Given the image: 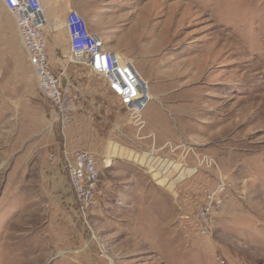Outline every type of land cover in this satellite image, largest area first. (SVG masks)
<instances>
[{"label": "rangeland", "instance_id": "374dc122", "mask_svg": "<svg viewBox=\"0 0 264 264\" xmlns=\"http://www.w3.org/2000/svg\"><path fill=\"white\" fill-rule=\"evenodd\" d=\"M70 8L158 94L142 116L161 119L162 149L70 61ZM46 11L60 23L50 64L80 91L66 143L95 155L98 187L84 220L68 180L56 186L52 107L0 1V264H264V0H50ZM220 178L224 203L199 218Z\"/></svg>", "mask_w": 264, "mask_h": 264}, {"label": "built area", "instance_id": "2783aa9c", "mask_svg": "<svg viewBox=\"0 0 264 264\" xmlns=\"http://www.w3.org/2000/svg\"><path fill=\"white\" fill-rule=\"evenodd\" d=\"M10 12L25 52L28 64L35 74L39 93L49 101L58 129V153L50 152V161L58 158L73 191L78 213L87 219L98 187L99 171L93 153L83 149H70L66 131L80 107V91L71 82H61L49 61L46 40L54 33L46 13L50 0H0ZM67 50L70 61L84 66L101 76L122 108L136 126L143 125L142 113L150 100L149 82L131 58L119 49L108 48L104 39L90 30L82 14L70 8L64 16ZM227 185L220 178L204 197L197 216L206 219L224 203Z\"/></svg>", "mask_w": 264, "mask_h": 264}, {"label": "crops", "instance_id": "0c3cea01", "mask_svg": "<svg viewBox=\"0 0 264 264\" xmlns=\"http://www.w3.org/2000/svg\"><path fill=\"white\" fill-rule=\"evenodd\" d=\"M47 15H48V11H47ZM49 20H50V18H49ZM0 21H1V19H0ZM50 22H52L53 24L56 25V28L54 30H57L60 27V23L58 22V19H56L55 17H53V20H50ZM6 25H7V33L10 36V38H12L13 40H15V42H18L21 45V42H20V39H19V36H18V33H17V28H16V25H15V22H14V20L11 17H7L6 18ZM65 33H66V31H65ZM49 37L50 36H48L47 39ZM65 42L67 43V34H65ZM114 49H119V48L115 47ZM49 51H51L50 48H49ZM24 54H25V52H24ZM26 60H27V58H26ZM27 63H28V61H27ZM98 87L102 88V90L109 91L108 88H107L106 83H105V85H98ZM150 95H151L150 97L152 99H155V98H157L156 95H158V94L153 93V94H150ZM23 99L24 100L25 99L29 100L25 96H24ZM51 111L53 112V110H51ZM52 118H53V116H52ZM142 118H143V124L146 125L148 127V129H149V132L147 133V135H150L152 137L151 141H152V144L154 145V148L156 150L162 149L163 148V145L161 144L162 142L161 143L157 142V139L160 138L161 119L157 118V117L146 118V116L144 114H143ZM147 135H146V137H147ZM57 141L58 140H56V138L53 136L52 131H49L48 132V140H47V143L50 145V147L48 149L49 153L50 152H54L56 154L58 153ZM167 143H169L170 150L172 151L175 148V145L173 146L171 141L170 142L167 141ZM68 144H69L68 147L70 149H73V150L74 149H78L77 148V143L74 141V139H71L70 142L68 141ZM33 145H34V143H33ZM49 164H50V167H51L52 172H53L52 173L53 178L56 179V181H57L56 186H59V187L64 186L65 187L66 184H67V176H66V173H65V170H64V167H63L62 163L59 161L58 158H56V159H54L52 161L49 160Z\"/></svg>", "mask_w": 264, "mask_h": 264}, {"label": "bare ground", "instance_id": "6f19581e", "mask_svg": "<svg viewBox=\"0 0 264 264\" xmlns=\"http://www.w3.org/2000/svg\"><path fill=\"white\" fill-rule=\"evenodd\" d=\"M46 13H47V11H46ZM151 94V93H150ZM151 96V95H150ZM150 99H151V97H150Z\"/></svg>", "mask_w": 264, "mask_h": 264}]
</instances>
